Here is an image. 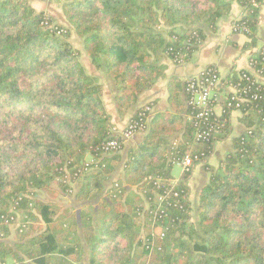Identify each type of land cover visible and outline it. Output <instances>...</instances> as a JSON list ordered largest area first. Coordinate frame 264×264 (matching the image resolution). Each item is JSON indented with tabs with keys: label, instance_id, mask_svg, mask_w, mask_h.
<instances>
[{
	"label": "trees",
	"instance_id": "obj_1",
	"mask_svg": "<svg viewBox=\"0 0 264 264\" xmlns=\"http://www.w3.org/2000/svg\"><path fill=\"white\" fill-rule=\"evenodd\" d=\"M232 1L248 9L246 45H255L263 0H65L62 11L93 66L118 87L114 102L124 115L165 77L161 56L188 60ZM46 19L54 22L28 0H0V264L10 255V264H264V89L239 110L244 131L231 138L232 151L217 166L202 165L209 179L193 209L197 222L189 214L190 172L172 181V167L189 151L208 157L231 125L194 144L187 116L197 110L186 105L185 82L175 76L167 81L170 114L149 119L103 195L123 144L102 149L118 138L102 84L57 36L69 30ZM263 49L252 56L262 77ZM86 154L94 158L87 168ZM64 197L79 208L65 206Z\"/></svg>",
	"mask_w": 264,
	"mask_h": 264
},
{
	"label": "crops",
	"instance_id": "obj_2",
	"mask_svg": "<svg viewBox=\"0 0 264 264\" xmlns=\"http://www.w3.org/2000/svg\"><path fill=\"white\" fill-rule=\"evenodd\" d=\"M28 2L38 11H43L45 13V11L51 10L49 5L50 2H44L42 0H28ZM244 14L245 8L239 5L236 1H232L229 14L225 18L218 21L215 31H206L205 39L190 55L188 60L178 64L175 63L172 58L166 55L161 56L160 62L166 65L165 77L159 79L151 89L142 93L139 96L137 103L131 106L124 115H119L114 102V96L118 92V87L114 81L107 76L103 69H97L93 66L90 58L84 54L82 44H80L77 49L79 50V59L82 63L81 65L89 74L96 76L99 82L102 84L101 99L108 114L110 115L112 125L118 129H123L125 126H127L135 112L147 104L151 106L149 119L155 114H170L168 105L167 81L172 76H175L180 80H185L190 76L197 75L204 67L208 65L215 66L221 75L225 77L232 74V72L237 73L240 71H246L252 74L251 71H254V69L250 64V60L252 56L260 50V48L264 47V0L260 5L257 14L256 32L254 34L255 45L252 46L246 45L248 42H250V40L247 38L245 33L233 32L231 29L232 23L243 17ZM49 16L57 21V23L68 29L69 36L71 38L76 35L74 34L75 32L73 28L71 30L70 26H67L66 20L62 17L61 11L58 10V5L56 6V14L53 15L49 13ZM239 115V111H233L231 113L230 136L225 139L217 140L214 144L212 152L205 159V161L201 164H197L190 172L187 185L189 187L188 200L191 209H194V205L197 204L199 189L209 179V172L204 170L202 165L208 164L211 166H217V164L225 157V155L232 151L231 138L244 131L243 125L239 122ZM234 126H236V132L233 130ZM143 136L144 133H137L123 141V147L119 151L120 160L115 163L114 170L105 183L103 195L105 190L110 186L111 182L122 174L123 167L127 161L130 150L138 146L143 141ZM177 165H179L180 168L179 175H175L173 171L174 166ZM182 172V166L178 163H175L171 171L173 179H176V181L179 180ZM73 202L75 201L73 200ZM75 205L77 206H75L76 209H78L80 206V204L76 202ZM11 237H13L12 234ZM12 262L13 259L11 263ZM5 264L10 263H8L6 260Z\"/></svg>",
	"mask_w": 264,
	"mask_h": 264
},
{
	"label": "built area",
	"instance_id": "obj_3",
	"mask_svg": "<svg viewBox=\"0 0 264 264\" xmlns=\"http://www.w3.org/2000/svg\"><path fill=\"white\" fill-rule=\"evenodd\" d=\"M251 3L255 6L258 5L256 0H251ZM245 10L248 11L247 8ZM43 23L51 26V24H48L47 19ZM231 29L233 32H242L245 34L250 32V27L247 21L243 20V17L233 22ZM62 32L64 30L60 29L58 34ZM262 55L264 56V49ZM184 57L185 54L175 53L172 60L180 64L185 62ZM254 63H256L255 59L252 60L251 58V66ZM254 71L258 75L262 74L261 69H254ZM184 82V91L187 95L185 103L188 107L197 110L194 114L191 112L187 116L188 119L194 120V125L196 126L194 131V144L198 142L209 143L215 140L217 134L223 130L227 123H230L231 113L233 111H239L245 102L256 100L258 98L257 92L264 89V83L259 82L251 73L240 71L232 79L228 78V76H222L219 70L212 65L204 67L197 75L186 78ZM150 113V105L147 104L141 107L137 111L136 116L128 122L121 134L119 135L117 133L118 138L115 137L107 140L102 145V149L109 152H117L125 139L137 133L145 132ZM175 144L176 141L173 140L172 145ZM206 158L207 156L204 151L196 153L189 151L184 154L181 160L175 163L180 164L183 171L191 172L197 164L203 163ZM88 166V164H85V168ZM66 178L69 180L68 176ZM173 196H177V194L173 193ZM10 219L15 222L13 217H10ZM13 224L11 223L9 225Z\"/></svg>",
	"mask_w": 264,
	"mask_h": 264
},
{
	"label": "rangeland",
	"instance_id": "obj_4",
	"mask_svg": "<svg viewBox=\"0 0 264 264\" xmlns=\"http://www.w3.org/2000/svg\"><path fill=\"white\" fill-rule=\"evenodd\" d=\"M42 1H44V2H50V7H51V10H49V11H45V15H47V16H49V13L50 14H53V15H55L56 14V6L58 5V10L59 11H61V14H62V17L66 20V24H67V26H70V28H71V30H72V26L69 24V22L67 21V19L65 18V16H64V14H63V11H62V3L65 1V0H42ZM60 2V3H59ZM29 3V2H28ZM29 5L31 6V4L29 3ZM32 7V6H31ZM53 7V8H52ZM34 8V7H33ZM35 9V8H34ZM36 11H38L37 9H35ZM43 12V11H42ZM49 12V13H48ZM247 11L245 10V13H246ZM245 15V14H244ZM51 17V16H50ZM53 19V18H52ZM53 23L51 24V26H49L50 28L52 27V28H55V26L56 25H58L59 23H57V21H55L54 19H53ZM233 24V23H232ZM60 25V24H59ZM65 28V27H64ZM74 30V29H73ZM65 31V30H64ZM63 33V32H62ZM61 33V34H62ZM61 34H58L57 33V36H59V37H61V38H63V39H66V40H68L70 43H71V45H72V47L74 48V49H77V47H79L80 46V44H81V38L80 37H78V36H76V35H74L72 38L70 37V36H68L67 38H65V37H63V36H61ZM75 34V33H74ZM199 46V45H198ZM84 52V51H83ZM85 54V53H84ZM86 55V54H85ZM87 56V55H86ZM78 60H79V62H80V59H79V55H78ZM81 63V62H80ZM82 64V63H81ZM204 69V68H203ZM202 69V70H203ZM252 72V74L256 77V79L258 80V81H260V82H263L264 83V78L261 76V75H258L255 71H251ZM235 127L236 126H234V132H236V129H235ZM126 128V126L123 128V129H118V128H116V127H112V131H114V133L117 135V133L120 135L121 134V132L124 130ZM172 140H175V139H172ZM176 142H177V140H175ZM94 161V158L90 155V154H86L85 155V157H84V162H85V164H91L92 162ZM174 174L175 175H179V171H180V168H179V165H177V166H174ZM68 176V175H67ZM68 179V178H67ZM70 179V178H69ZM172 181H176V179H172ZM76 185H77V183H72L71 184V186L75 189V187H76ZM40 194V193H39ZM40 197H42V198H45L46 197V195H44L43 193L42 194H40L39 195ZM72 198H70V197H67V198H60V200H61V202L65 205V206H70V208H72L73 210L75 209V210H77L76 209V205H75V202H73V200H71ZM93 202V201H92ZM76 206V207H75ZM195 206V208H196V204L194 205ZM190 214V219L193 221V222H197V218L195 217V211H193V209H192V211L189 213ZM19 218L20 217H18L17 216V218L15 219V222H16V224L15 225H9L10 227V229L13 231L17 226H19L18 224V221H19ZM153 232H154V234H159V235H161V228L160 227H157V228H155L154 230H152ZM143 232V230L141 229V235L143 234L142 233ZM144 235V234H143ZM145 236V235H144ZM9 240L12 242V241H14V234H13V237H11V238H9ZM6 260H7V262L8 263H11V261H12V256L10 255V256H7V258H6ZM143 260H144V258H143ZM85 263V262H84Z\"/></svg>",
	"mask_w": 264,
	"mask_h": 264
}]
</instances>
